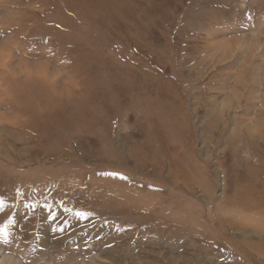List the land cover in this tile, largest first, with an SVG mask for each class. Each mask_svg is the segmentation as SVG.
I'll list each match as a JSON object with an SVG mask.
<instances>
[{
  "label": "rangeland",
  "instance_id": "1",
  "mask_svg": "<svg viewBox=\"0 0 264 264\" xmlns=\"http://www.w3.org/2000/svg\"><path fill=\"white\" fill-rule=\"evenodd\" d=\"M258 114L264 0H0V264H264Z\"/></svg>",
  "mask_w": 264,
  "mask_h": 264
},
{
  "label": "bare ground",
  "instance_id": "2",
  "mask_svg": "<svg viewBox=\"0 0 264 264\" xmlns=\"http://www.w3.org/2000/svg\"><path fill=\"white\" fill-rule=\"evenodd\" d=\"M220 111V110H219ZM223 113V112H222ZM247 113V112H245ZM244 113V114H245ZM258 113V112H257ZM154 114V113H153ZM217 114V113H216ZM215 113L212 114L210 117H208L209 119V123L210 125L213 124V126H215V122L217 121V117H219V115H216ZM219 114V113H218ZM256 114V112H255ZM253 114V116L255 115ZM223 115V114H222ZM221 115V116H222ZM224 116V115H223ZM246 117V116H245ZM264 114L260 115H256V117H252L253 119L251 120V125L250 123H248L247 125L244 126V129H242L244 132H243V136H239V140L242 142L244 141V139L248 140V141H257V139H264V131H261L262 129V126H263V123H264ZM184 116H181L180 120L183 119ZM207 118V117H206ZM222 118V117H221ZM222 120V119H221ZM219 122V121H218ZM208 123V122H207ZM222 125L223 123L220 122L218 124V127L219 129L222 128ZM189 126V125H188ZM212 129V127H211ZM218 129V128H217ZM237 129V128H236ZM183 130L185 131V133H188L187 131L189 130L187 125H183ZM215 128L210 131V135L211 137H216L217 135H219L220 133L218 131H214ZM246 137V138H245ZM209 139L208 138H204V141L207 142ZM239 141V142H240ZM264 142V141H263ZM242 146V144H241ZM253 154V152H251ZM250 154V155H252ZM255 154V153H254ZM258 155V154H257ZM258 158V156H257ZM252 160V156H250L247 161H251ZM160 162H161V159L160 157L158 156H154L152 158H148V159H145L143 165H142V173H145L146 175H151L152 173L150 172H146L145 170V167L146 166H154L155 168V172L158 170V166L160 167ZM252 165V163H251ZM250 166L249 164H247V167ZM253 166V165H252ZM253 168V167H252ZM255 168V167H254ZM254 168H253V172H252V175L254 174ZM184 169V168H183ZM181 171V170H180ZM184 171V170H183ZM172 173L170 174V183L173 184V183H176L178 181H180V179H183L185 178L186 176H184L181 172H179V170L177 169H174L171 171ZM154 174V173H153ZM186 174V173H185ZM185 180V179H184ZM258 200V199H257ZM264 205V204H263ZM262 204H258L257 206H253L255 208H264ZM263 253H264V249H263Z\"/></svg>",
  "mask_w": 264,
  "mask_h": 264
},
{
  "label": "snow or ice",
  "instance_id": "3",
  "mask_svg": "<svg viewBox=\"0 0 264 264\" xmlns=\"http://www.w3.org/2000/svg\"><path fill=\"white\" fill-rule=\"evenodd\" d=\"M103 175L111 176L113 178L126 179L125 177L120 176V174H118V173H104ZM24 206L26 208L32 210L33 212L35 211V209L37 207V205L34 204V203H27ZM4 209H5V202L3 200H0V212H3ZM76 215H77V217H79V216H82L83 214L77 213ZM49 220L50 221H56L57 220V214L55 212L51 213L50 216H49ZM63 223H64L65 227L68 224L67 221H64ZM52 230L55 231V232H59V231L64 230V228H62L60 226V224L57 223V224H53Z\"/></svg>",
  "mask_w": 264,
  "mask_h": 264
},
{
  "label": "clouds",
  "instance_id": "4",
  "mask_svg": "<svg viewBox=\"0 0 264 264\" xmlns=\"http://www.w3.org/2000/svg\"><path fill=\"white\" fill-rule=\"evenodd\" d=\"M7 264H13V261L11 258L7 261Z\"/></svg>",
  "mask_w": 264,
  "mask_h": 264
}]
</instances>
